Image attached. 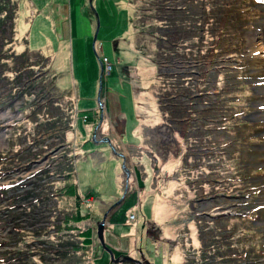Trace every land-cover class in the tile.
Segmentation results:
<instances>
[{
  "label": "rangeland",
  "instance_id": "rangeland-1",
  "mask_svg": "<svg viewBox=\"0 0 264 264\" xmlns=\"http://www.w3.org/2000/svg\"><path fill=\"white\" fill-rule=\"evenodd\" d=\"M262 47L264 0H0V264H264Z\"/></svg>",
  "mask_w": 264,
  "mask_h": 264
},
{
  "label": "trees",
  "instance_id": "trees-1",
  "mask_svg": "<svg viewBox=\"0 0 264 264\" xmlns=\"http://www.w3.org/2000/svg\"><path fill=\"white\" fill-rule=\"evenodd\" d=\"M69 194V192H68ZM73 196V192L71 194ZM79 204V199L77 198V205ZM87 217H84L82 214H80L78 212V215H76V217H71V219L67 218L65 219V222L69 224V229L72 231L74 230H77L79 227H80V223L83 222V220H85ZM70 220L72 222H70ZM80 229V228H79ZM90 235H92L91 239H90ZM80 237H82V244L81 246L85 247L86 249H91L93 246H92V239H95L97 237V229L95 232H93V234H91L90 230L89 229H85L84 231H80V234H79ZM85 245V246H84ZM82 247V248H83ZM7 249H9L7 247ZM88 251V250H87ZM7 253L10 254L11 251H6ZM11 256L12 258H10L11 256H8L9 259H12L11 261L7 262V264H12L16 261L17 258V255L15 252H11ZM24 256V260L27 261L25 264H33L34 262H31L30 260H26L27 256L25 255H22ZM21 256V257H22ZM108 258L111 257L109 254H107ZM15 257V258H14ZM44 260V258H42ZM8 261V260H7ZM5 262V261H3ZM45 262V261H44ZM6 264V263H5Z\"/></svg>",
  "mask_w": 264,
  "mask_h": 264
},
{
  "label": "crops",
  "instance_id": "crops-1",
  "mask_svg": "<svg viewBox=\"0 0 264 264\" xmlns=\"http://www.w3.org/2000/svg\"><path fill=\"white\" fill-rule=\"evenodd\" d=\"M153 131V130H152ZM106 234L111 236L112 238L115 239H122L124 236H126L125 230H124V225L123 223H120L116 220H113V217H111L106 225ZM113 244L119 245V242L113 241ZM112 244V247L116 249V246Z\"/></svg>",
  "mask_w": 264,
  "mask_h": 264
},
{
  "label": "water",
  "instance_id": "water-1",
  "mask_svg": "<svg viewBox=\"0 0 264 264\" xmlns=\"http://www.w3.org/2000/svg\"><path fill=\"white\" fill-rule=\"evenodd\" d=\"M105 226H106V220H103L99 225H98V228H97V232H98V235H99V238H100V240H101V242L104 244V237H103V232H104V228H105ZM112 260H113V262H114V258H113V256H112ZM123 261H131V262H133V263H135V264H143L140 260H134V259H132V258H124V260ZM142 261H144L143 259H142ZM147 263V262H146Z\"/></svg>",
  "mask_w": 264,
  "mask_h": 264
},
{
  "label": "bare ground",
  "instance_id": "bare-ground-1",
  "mask_svg": "<svg viewBox=\"0 0 264 264\" xmlns=\"http://www.w3.org/2000/svg\"><path fill=\"white\" fill-rule=\"evenodd\" d=\"M253 44H254V43H253ZM254 45H255V44H254ZM255 48H257L256 50H259V46H258V47L256 46ZM262 48H264V47H262ZM262 48H261V49H262Z\"/></svg>",
  "mask_w": 264,
  "mask_h": 264
},
{
  "label": "built area",
  "instance_id": "built-area-1",
  "mask_svg": "<svg viewBox=\"0 0 264 264\" xmlns=\"http://www.w3.org/2000/svg\"><path fill=\"white\" fill-rule=\"evenodd\" d=\"M107 63H108V61H107Z\"/></svg>",
  "mask_w": 264,
  "mask_h": 264
}]
</instances>
